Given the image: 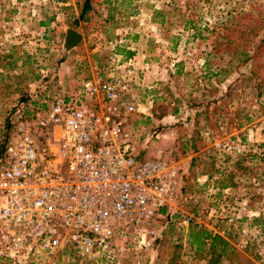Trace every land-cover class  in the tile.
I'll return each instance as SVG.
<instances>
[{
  "label": "rangeland",
  "instance_id": "374dc122",
  "mask_svg": "<svg viewBox=\"0 0 264 264\" xmlns=\"http://www.w3.org/2000/svg\"><path fill=\"white\" fill-rule=\"evenodd\" d=\"M81 1L0 0V149L23 107L129 64L137 152L174 166L178 184L170 222L160 213L151 245H127L120 264H264V74L252 76L257 62L242 54L212 53L224 24L234 17V33L248 32L264 0H92L91 20L75 28ZM67 28L82 36L70 53ZM191 224L226 247L196 249Z\"/></svg>",
  "mask_w": 264,
  "mask_h": 264
},
{
  "label": "built area",
  "instance_id": "2783aa9c",
  "mask_svg": "<svg viewBox=\"0 0 264 264\" xmlns=\"http://www.w3.org/2000/svg\"><path fill=\"white\" fill-rule=\"evenodd\" d=\"M127 67L16 113L0 163V264H120L127 245H151L177 170L137 152Z\"/></svg>",
  "mask_w": 264,
  "mask_h": 264
},
{
  "label": "trees",
  "instance_id": "16d2710c",
  "mask_svg": "<svg viewBox=\"0 0 264 264\" xmlns=\"http://www.w3.org/2000/svg\"><path fill=\"white\" fill-rule=\"evenodd\" d=\"M78 8L79 13L77 17L73 18V21L71 22V25L73 27H78L79 22H89L91 20V13L93 10V2L92 0H82L81 2H78ZM236 18H232L229 20V22H226L222 28V33L214 38L215 43L213 44V50L212 53L220 54L222 51H232L234 55H244L246 56L244 61L242 63H246L247 60H253L257 62L256 70H251L250 74L254 77H257L259 75L263 76L264 74V62L260 63V60L264 58V14L259 15L255 18H249V21H252L247 25L248 27L251 26L248 32L241 31L239 33H234V30H232V25H236L237 22L235 20ZM242 22V21H241ZM238 25V24H237ZM259 38V39H258ZM255 39H258L255 41ZM251 50V54H248ZM264 77H261V81L258 83V89H262V81ZM262 93H264V89L260 90ZM229 93H226V96H228ZM156 105V103L154 104ZM155 113H157V109H155ZM163 113V112H159ZM156 115V114H155ZM158 119L162 118L163 115H156ZM6 125L8 128L12 126V121L10 118L6 119ZM7 141L4 142V147L0 149V163L1 159L3 158L5 148L7 146ZM191 149L195 150V146L191 145ZM184 192V188L180 186L178 190V195ZM170 207H165L161 209L160 213H162L164 216V219L162 220L163 223H168L172 219V214L170 212ZM188 238L189 243L193 245L196 249L202 250V246L205 244L206 241L211 242V246L215 247L217 245H224L226 247V243L223 240L222 237L219 235H212L206 228L198 225H190L189 232H188ZM159 240H156V243Z\"/></svg>",
  "mask_w": 264,
  "mask_h": 264
},
{
  "label": "water",
  "instance_id": "95a60500",
  "mask_svg": "<svg viewBox=\"0 0 264 264\" xmlns=\"http://www.w3.org/2000/svg\"><path fill=\"white\" fill-rule=\"evenodd\" d=\"M82 41V36L77 31L67 28L65 30L63 42H62V51L64 53H70L75 49Z\"/></svg>",
  "mask_w": 264,
  "mask_h": 264
}]
</instances>
